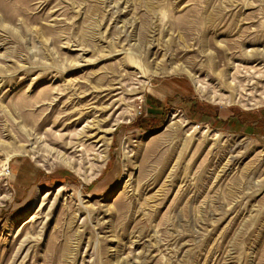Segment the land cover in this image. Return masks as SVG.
<instances>
[{
	"label": "rangeland",
	"instance_id": "obj_1",
	"mask_svg": "<svg viewBox=\"0 0 264 264\" xmlns=\"http://www.w3.org/2000/svg\"><path fill=\"white\" fill-rule=\"evenodd\" d=\"M0 264H264V0H0Z\"/></svg>",
	"mask_w": 264,
	"mask_h": 264
}]
</instances>
